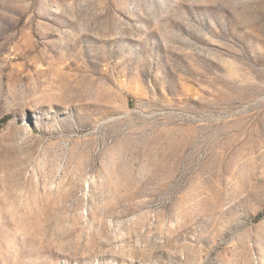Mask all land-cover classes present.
Segmentation results:
<instances>
[{
    "label": "rangeland",
    "instance_id": "374dc122",
    "mask_svg": "<svg viewBox=\"0 0 264 264\" xmlns=\"http://www.w3.org/2000/svg\"><path fill=\"white\" fill-rule=\"evenodd\" d=\"M0 264H264V0H0Z\"/></svg>",
    "mask_w": 264,
    "mask_h": 264
}]
</instances>
